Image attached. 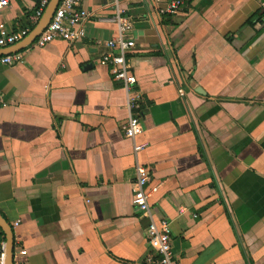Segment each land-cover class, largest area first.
<instances>
[{
  "label": "crops",
  "instance_id": "1",
  "mask_svg": "<svg viewBox=\"0 0 264 264\" xmlns=\"http://www.w3.org/2000/svg\"><path fill=\"white\" fill-rule=\"evenodd\" d=\"M42 1L9 0L0 33L32 30ZM171 1L82 0L85 37L0 56L15 264H159L132 202L142 166L180 264H264V0ZM118 12L134 21L133 90L100 62ZM132 117L143 131L128 137Z\"/></svg>",
  "mask_w": 264,
  "mask_h": 264
},
{
  "label": "built area",
  "instance_id": "2",
  "mask_svg": "<svg viewBox=\"0 0 264 264\" xmlns=\"http://www.w3.org/2000/svg\"><path fill=\"white\" fill-rule=\"evenodd\" d=\"M118 3V0H114ZM49 0H43L40 7L33 16L34 23H37L48 5ZM181 0H172L164 10L169 13L177 12L181 9ZM9 5V0H0V8ZM90 16V12L82 6V0H61L52 20L46 29L36 39L39 47H44L55 40H65L75 42L86 36L85 22ZM112 22L117 25V35L105 42L107 53L103 54L100 62L104 65L116 67L115 80L123 82L127 89L134 88L137 83L135 74L131 71L127 54L136 46V41L132 38L131 32L134 29V21L129 16H122L117 13ZM31 32L30 29H23L18 32L0 33V49L11 47L22 41ZM23 53H12L1 57L3 62L16 64L23 59ZM128 137H134L143 131L142 124L138 118L132 117L128 125L124 128ZM137 146L136 149H141ZM150 178L149 169L142 166L138 169L135 182V190L132 202L134 206L143 213L148 214L151 221L147 228L149 244L152 252L160 255L159 264H180L174 255L171 238V222L163 217L158 220L154 218L153 208L150 204V192L146 186ZM183 212V209H180ZM151 259V258H150ZM5 261V241L0 240V264ZM15 264V261H14ZM18 264H21L18 262Z\"/></svg>",
  "mask_w": 264,
  "mask_h": 264
},
{
  "label": "water",
  "instance_id": "3",
  "mask_svg": "<svg viewBox=\"0 0 264 264\" xmlns=\"http://www.w3.org/2000/svg\"><path fill=\"white\" fill-rule=\"evenodd\" d=\"M61 0H49L44 14L37 25L31 30L30 34L14 46L0 49V56L9 55L20 51L32 43L42 34L47 25L52 20ZM0 228L5 236V261L4 264H14L15 260V236L14 228L0 212Z\"/></svg>",
  "mask_w": 264,
  "mask_h": 264
},
{
  "label": "trees",
  "instance_id": "4",
  "mask_svg": "<svg viewBox=\"0 0 264 264\" xmlns=\"http://www.w3.org/2000/svg\"><path fill=\"white\" fill-rule=\"evenodd\" d=\"M0 240L5 241V236H4V233L2 232L1 228H0Z\"/></svg>",
  "mask_w": 264,
  "mask_h": 264
}]
</instances>
